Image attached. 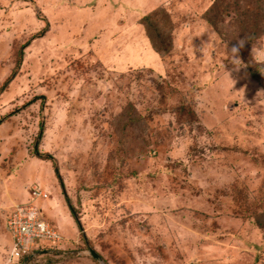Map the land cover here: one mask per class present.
Listing matches in <instances>:
<instances>
[{
	"label": "rangeland",
	"instance_id": "obj_1",
	"mask_svg": "<svg viewBox=\"0 0 264 264\" xmlns=\"http://www.w3.org/2000/svg\"><path fill=\"white\" fill-rule=\"evenodd\" d=\"M78 1L0 0V183H28L12 204L60 235L34 264H264V0ZM155 7L162 54L139 23ZM244 36L256 77L226 57Z\"/></svg>",
	"mask_w": 264,
	"mask_h": 264
},
{
	"label": "built area",
	"instance_id": "obj_2",
	"mask_svg": "<svg viewBox=\"0 0 264 264\" xmlns=\"http://www.w3.org/2000/svg\"><path fill=\"white\" fill-rule=\"evenodd\" d=\"M29 190L30 197L34 199L46 197V194L36 186ZM41 213V210L34 205L19 206L18 204H12L5 213V229L10 238L6 264L39 263L41 262L39 254L44 248L42 244L59 242V233L41 216Z\"/></svg>",
	"mask_w": 264,
	"mask_h": 264
},
{
	"label": "trees",
	"instance_id": "obj_3",
	"mask_svg": "<svg viewBox=\"0 0 264 264\" xmlns=\"http://www.w3.org/2000/svg\"><path fill=\"white\" fill-rule=\"evenodd\" d=\"M218 3H219V5H221L222 1H220V2H218V0L215 1V5L216 6H214V9H216V12H218ZM158 12L160 14L163 13L164 14L163 16H166L167 21H168L167 13L163 12V9H161L160 7H155L152 10H150L149 12H147L146 14H143L140 17L139 23L144 28L145 35H146V37H147V39H148V41H149V43L151 45L152 50L154 52H156L157 54H162V53H164L166 51V48H167V41L166 40H168V39L166 38V36H167L168 32H167V30L165 32V29L163 28V23H162L163 22V17H159V18L156 17V14ZM207 20L209 22H211L209 19H207ZM211 24L213 25L212 22H211ZM252 24H254V23H252ZM246 33H247V35H251L253 33H260V29H258L255 26H252ZM38 35H40V34H38ZM20 56H21V50L16 53V58H15V61H14V68H16L20 64V61H21V57ZM246 70L248 71V73L251 76L256 77V72L251 70L250 67L247 66ZM13 76H14V70L9 74V76L5 80H3V82H2V84L0 86V91L3 90V88L7 85V83L9 82V80ZM41 128H42V126H41V124H39L38 132H37L35 141L33 143L32 153L35 156L52 160L53 173H54L59 185L62 187V180L60 178V175L58 173V169L56 167L55 161L52 158V156L49 155V153H46V152L39 153L37 151L36 145H37L38 139L40 137V133L42 131ZM62 194L64 196L65 203H66V205H67V207L69 209L71 217H72L73 221L75 222V224L77 225V228L80 230L81 227H80L78 218L76 217L75 211L71 207V205H70V203H69V201H68V199H67V197L65 195L63 187H62ZM23 259H25V256L23 257Z\"/></svg>",
	"mask_w": 264,
	"mask_h": 264
},
{
	"label": "crops",
	"instance_id": "obj_4",
	"mask_svg": "<svg viewBox=\"0 0 264 264\" xmlns=\"http://www.w3.org/2000/svg\"><path fill=\"white\" fill-rule=\"evenodd\" d=\"M82 1H84V0H81V1H78L80 4H83L82 3ZM151 3V2H150ZM122 7V6H121ZM86 8V9H85ZM82 7V9L83 10H86V11H84V12H87L86 14H85V16H89L90 17V15L93 17V18H97L98 19V21H99V24L100 25H102L101 23V19L104 17V18H106V16H105V14L104 13H102L101 11H100V8H97V12L94 10V8L95 7H92V6H86V7ZM126 11H129V8L126 10ZM143 11V10H142ZM90 12V13H89ZM102 15H103V17H102ZM129 16V15H128ZM92 17H90V18H92ZM96 45V44H95ZM20 172V171H19ZM24 186H29L28 185V183H5L4 181H2L1 183H0V192L2 193L3 192V194H1L0 195V209L2 208H4L5 206H8V205H10V204H12V203H14L15 202V200L19 203V201L21 200H24L25 198H26V196H27V194L25 193V190H24ZM10 188V189H9ZM12 189V190H11ZM8 190L10 191V192H8ZM2 197V198H1ZM18 198V199H17ZM55 199V201H54V203H57L58 204V202H60V199H56V197L54 198ZM24 202V201H23ZM45 206H46V204L47 203H49L50 204V201L48 200L47 201V203H46V200L44 201V202H42ZM53 208V207H52ZM1 209V210H2ZM54 209H49V208H47V211H48V213H50V212H52ZM7 211H5L4 212V215H5V213H6ZM3 214H2V211H0V234H2V230H3V216H4ZM5 232V231H4ZM10 244V243H9ZM9 248H10V246H9ZM6 259H7V257L4 259V263L3 264H5V262H6ZM2 262H0V264H1Z\"/></svg>",
	"mask_w": 264,
	"mask_h": 264
},
{
	"label": "clouds",
	"instance_id": "obj_5",
	"mask_svg": "<svg viewBox=\"0 0 264 264\" xmlns=\"http://www.w3.org/2000/svg\"><path fill=\"white\" fill-rule=\"evenodd\" d=\"M249 39H251V37L244 36L243 39L237 40V43L233 45L230 49H228L226 46V49H225L226 57H227L228 62L234 66V70H239L240 68L247 66L240 59L239 52L244 47V45L249 41ZM250 55L254 59H256L258 62L264 63V49L258 48L256 46H251ZM225 72L228 74V77H229V72L228 71H225Z\"/></svg>",
	"mask_w": 264,
	"mask_h": 264
},
{
	"label": "water",
	"instance_id": "obj_6",
	"mask_svg": "<svg viewBox=\"0 0 264 264\" xmlns=\"http://www.w3.org/2000/svg\"><path fill=\"white\" fill-rule=\"evenodd\" d=\"M88 252H89V254L93 257V258H95L97 261H101V259H100V257L92 250V249H89L88 250ZM19 264H22V263H19Z\"/></svg>",
	"mask_w": 264,
	"mask_h": 264
}]
</instances>
